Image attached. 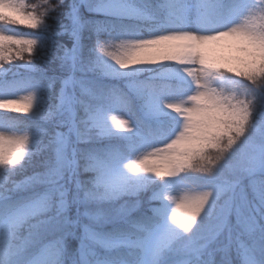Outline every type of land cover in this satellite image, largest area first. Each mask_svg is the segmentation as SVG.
Here are the masks:
<instances>
[{"label": "snow or ice", "instance_id": "6c2138e0", "mask_svg": "<svg viewBox=\"0 0 264 264\" xmlns=\"http://www.w3.org/2000/svg\"><path fill=\"white\" fill-rule=\"evenodd\" d=\"M0 264H264V0H0Z\"/></svg>", "mask_w": 264, "mask_h": 264}, {"label": "rangeland", "instance_id": "374dc122", "mask_svg": "<svg viewBox=\"0 0 264 264\" xmlns=\"http://www.w3.org/2000/svg\"><path fill=\"white\" fill-rule=\"evenodd\" d=\"M0 111H3V110H0Z\"/></svg>", "mask_w": 264, "mask_h": 264}]
</instances>
